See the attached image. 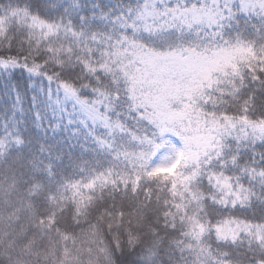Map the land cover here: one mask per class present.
Here are the masks:
<instances>
[{
    "label": "snow or ice",
    "instance_id": "snow-or-ice-1",
    "mask_svg": "<svg viewBox=\"0 0 264 264\" xmlns=\"http://www.w3.org/2000/svg\"><path fill=\"white\" fill-rule=\"evenodd\" d=\"M0 264H264V0H0Z\"/></svg>",
    "mask_w": 264,
    "mask_h": 264
}]
</instances>
